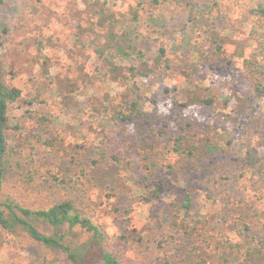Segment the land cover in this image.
I'll return each instance as SVG.
<instances>
[{"label":"rangeland","instance_id":"1","mask_svg":"<svg viewBox=\"0 0 264 264\" xmlns=\"http://www.w3.org/2000/svg\"><path fill=\"white\" fill-rule=\"evenodd\" d=\"M212 1L191 0L199 8ZM216 1L219 8L207 17L203 28L218 34L225 27L234 29L237 38L226 43L228 55L239 66L236 53L241 43L235 41H251L252 48L245 55L257 45L249 35L257 0ZM100 5L117 20L119 38L137 39L140 61L152 62L157 47L164 45L169 68L159 70L158 76L142 78L136 54L125 56L118 49L117 58H94L90 43L100 33L95 22ZM135 10L134 0H0L1 80L7 88L21 91L19 101L10 106L9 125L20 129L8 131L9 152L4 158L8 173L0 200L13 199L32 209H47L64 199L84 206L86 215L107 237L101 248L88 249L90 235L74 229L68 240L86 264H103L102 251L117 257L119 264H192L182 258L184 234L176 224L184 217L183 199L190 195L191 217L186 221L196 227L200 248L195 253L212 263L228 264L222 260L226 256L199 242L203 236L198 233L231 241L235 240L233 227L247 223L250 238L258 241L264 236V174L253 173L245 165L247 124L234 119L226 123L209 108L191 106L169 120L168 135L180 138L192 155L177 157L162 142L154 143L148 151V171L127 153L132 150L126 136L133 141L139 139L137 134L116 125L111 116L132 99H138L152 117L172 116L171 97L186 101V92L178 90L184 76L188 82L203 80L214 96L228 93L232 79L225 68L211 72L193 60L194 38H198L196 47L208 57L213 49L202 43V28L195 33L199 37L194 36L186 13L174 0L137 11L139 37L130 22ZM79 26L85 29L84 35ZM39 40L42 48L36 46ZM234 47H238L235 56ZM129 65L136 68L133 73L141 80L139 86L127 84ZM67 91L71 98L65 100ZM216 107L230 113L218 102ZM41 117L51 120L46 130L39 123ZM223 128L234 132L229 146L224 144ZM44 140L52 145H43ZM256 144L255 139L252 146ZM113 154L118 163L111 160ZM31 171L38 173L35 186L23 178ZM154 180L161 181L164 190L158 199L144 193L153 189ZM35 224L40 231L50 232L45 223ZM212 227L216 228L213 232L209 231ZM135 229L136 233L130 232ZM6 239L0 246V264H71L62 252L46 249L20 230ZM184 256L194 259L185 251ZM258 257L257 264H264V250ZM229 259V264H245L236 253Z\"/></svg>","mask_w":264,"mask_h":264},{"label":"trees","instance_id":"2","mask_svg":"<svg viewBox=\"0 0 264 264\" xmlns=\"http://www.w3.org/2000/svg\"><path fill=\"white\" fill-rule=\"evenodd\" d=\"M137 2V10L133 13L132 21H130L136 32V37H139L138 30L140 28L139 15L137 11L144 10L145 6L150 9L158 7L160 4L167 0H134ZM176 4L181 6L186 13L187 22L190 30L193 34L197 33V30L202 28L201 36L202 43H209L213 51L210 57L196 47L197 39H195V45L193 46L192 56L193 60L196 59L197 64H203L208 66L211 72L217 70H224L230 75L232 79V85L228 89L229 92L224 94L221 93L217 96L209 93L208 87L204 84L203 80H195L188 82V77L184 76L182 86L178 90H184L186 92V101H178L175 97L170 99L172 106L171 116L166 117H152L151 113L141 108L138 99H132L125 103V106L118 111H115L111 116L112 120L120 126L127 127L130 131L137 134L139 139L133 140L126 136V143L129 142L128 147L132 150L127 152L128 154L134 155L137 160L142 164L145 170H150L149 165V153L153 148L154 143H161L171 151L177 157L184 155L191 156V150L185 148L184 143L180 138H174V136L168 135V124L169 120H175L183 112L191 106H201L203 108H209L213 111L214 116L223 122L242 121L246 123L248 128L244 131L246 136L248 149L245 151V165L253 170V173L264 174V0H257L255 7L252 9L253 21L249 29V35L252 36L257 45L254 46L253 51L248 55H245V50L251 47L250 42L235 41L237 45H240V50L237 51V59L240 60L239 66L228 55L227 40L233 41V38H237V34L234 29H228L227 27L218 34L214 31L205 29V21L208 16H211L215 10H218V2L213 0L211 3L203 5L199 8L191 2V0H174ZM96 26L100 28V33L97 34L96 41L90 43L94 58L99 61L107 59V56L117 58V50L123 49L124 55L136 54L139 59L138 66H141L142 78H146L149 74L158 76L159 70L163 68H169V59L167 57V49L164 45H159L155 52L152 62L147 63L140 61L141 51L137 49L139 43L137 39L126 41L117 36V20L111 16H107L100 5V9L97 11ZM104 29V33H101ZM79 33L84 35L85 29L82 26L78 27ZM199 37L198 34L194 35ZM82 48H86L87 45L83 41H79ZM253 42V41H252ZM242 43L246 45L242 46ZM36 46L38 48L43 47L42 41H37ZM2 47V41L0 40V51ZM201 48V47H200ZM252 48V47H251ZM238 47L233 48V54ZM219 56V57H218ZM217 58V59H215ZM45 64V63H44ZM164 66V67H162ZM130 78L127 79V84L130 87L139 86L140 78H137L135 73L136 68L130 66L127 68ZM98 70V69H97ZM116 70V68H115ZM134 72V73H133ZM237 72V73H236ZM237 85V87L235 86ZM165 93H168L166 90ZM64 99H70V92L67 91L64 95ZM21 98V91L18 88H7L1 80V69H0V189L4 179L8 173V167L4 163V158L8 155V144H9V130H19L20 126L15 125L10 127V106L17 103ZM217 102L221 104L222 110H230V113L221 111L216 107ZM30 104V103H27ZM68 105H72V101L68 102ZM39 123L43 127L42 130L48 128V124L51 123L50 119L41 117ZM116 124V125H117ZM222 137L224 139L225 146H229L234 140V132L227 128L222 129ZM148 131V132H147ZM147 132V134H144ZM257 140V144L252 146V142ZM43 145L51 146V142L44 140ZM141 154L143 155H140ZM111 160L115 163L119 162L117 155L113 154ZM141 168V169H143ZM37 172L31 171L23 174L25 183L30 186H35V175ZM46 178V177H44ZM162 182L154 180L151 183L153 189L150 191L144 190V193L148 194L150 199H158L164 190L162 188ZM182 208L184 209V217L182 221L176 224L180 225L184 234V245L182 248L183 260H188L192 264H223V262L212 263L205 257H201L196 251L197 238L195 236L196 227H192L191 224L187 223L188 217H191L190 210L192 209V197L186 195L182 202ZM178 220V217H175ZM35 221H41L45 223L49 229V233H44L38 229ZM207 225V224H206ZM78 228L90 235L88 249L92 246L101 248L107 244V237L102 231L101 227L96 224L91 216L86 215V208L81 206L77 207L70 199H64L50 205L47 209H32L30 207L23 206L13 199L0 200V246L6 241V236H13L16 231L20 230L24 232L31 240L39 243L43 247L49 250L62 252L66 259L71 264H86L79 260L76 252L71 248L68 238H70L74 232V229ZM264 228V227H262ZM137 229L130 231L136 233ZM216 228L212 227L215 231ZM250 226L247 223H243L239 226L233 227V235L235 240H229L228 238H216L213 235H207L206 233H198L202 235V239L199 241L203 243L207 248H213L214 252L221 253L222 257H227L228 260L222 258V260L228 264L230 263V257L233 253L244 257L245 264H257L260 253L264 250V236L262 239L255 241L253 238L248 236ZM195 235V236H194ZM140 238H137L139 240ZM214 241V242H212ZM202 244V245H203ZM191 246V249H190ZM202 248V247H201ZM184 251L187 255L194 256V259L187 258L184 256ZM200 251V250H199ZM232 254V255H231ZM100 260L103 264H119L117 257L113 256L108 252L100 253ZM182 260V262H184ZM231 260H234L232 258ZM181 262V260H180Z\"/></svg>","mask_w":264,"mask_h":264}]
</instances>
